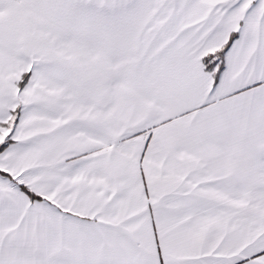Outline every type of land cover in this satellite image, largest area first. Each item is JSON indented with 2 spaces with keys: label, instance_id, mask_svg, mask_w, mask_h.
Segmentation results:
<instances>
[{
  "label": "snow or ice",
  "instance_id": "obj_1",
  "mask_svg": "<svg viewBox=\"0 0 264 264\" xmlns=\"http://www.w3.org/2000/svg\"><path fill=\"white\" fill-rule=\"evenodd\" d=\"M0 264H264V0H0Z\"/></svg>",
  "mask_w": 264,
  "mask_h": 264
}]
</instances>
